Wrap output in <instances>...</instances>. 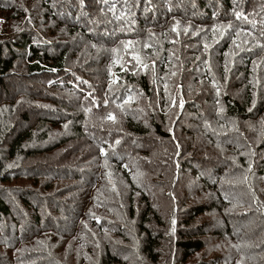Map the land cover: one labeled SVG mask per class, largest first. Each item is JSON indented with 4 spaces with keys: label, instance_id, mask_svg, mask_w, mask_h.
Listing matches in <instances>:
<instances>
[{
    "label": "trees",
    "instance_id": "16d2710c",
    "mask_svg": "<svg viewBox=\"0 0 264 264\" xmlns=\"http://www.w3.org/2000/svg\"><path fill=\"white\" fill-rule=\"evenodd\" d=\"M0 13V264H264V0Z\"/></svg>",
    "mask_w": 264,
    "mask_h": 264
},
{
    "label": "rangeland",
    "instance_id": "374dc122",
    "mask_svg": "<svg viewBox=\"0 0 264 264\" xmlns=\"http://www.w3.org/2000/svg\"><path fill=\"white\" fill-rule=\"evenodd\" d=\"M5 23H6L5 18L3 17L2 13H0V32L3 31V29H4V27H5ZM78 53H79V52H78ZM221 125H225V124H221ZM219 126H220V125H219ZM14 179H15V178H14ZM26 180H29V179H24V178L22 177V179H15V180H13V181H11V182H14V184H16V191H17V189L19 188V186H20L21 188H22V187H28V188H30V185L32 184V182H31V181H26ZM37 195H39V197L37 198L38 200H44V198L41 197V196H42V192H38ZM32 206H33V209L36 210L37 212H38V210H37V208H38L40 214H47V216L49 217V225H45L44 228H45L46 230H48V229H52L53 226L50 225V216L52 217V213L50 212V210H49V213L44 212L43 210H41V208H40L41 205L39 204V201H34V202L32 203ZM54 216H58V212H57V213H54ZM42 222H44V221H42ZM25 227H26V228H30L31 225H29V224H25ZM1 235H2V234L0 233V236H1ZM35 237H36V236H33L32 238H20V239L18 240V242H17L14 246L6 247V250H7L8 252L12 253L13 257H16V256H18V253H19V251L21 250V247L23 248L22 253L29 251V249H31V248L33 247V245L31 244V242H29L28 240H33ZM50 238L53 239V244L56 243V242L54 241L55 238L57 239V241H58L59 243H61V241H60L61 238L58 236V234H57V235L51 234ZM0 239H2V237H0ZM62 249L65 250L64 254L66 255V257H70V258H72V259H78L79 256H80V254H81L82 251H83V247H82V246H77V245H71V246L66 245L65 247H62ZM51 250H52V251H56V252L59 251V250H58L56 247H54V246L52 247ZM27 262H29V261L21 260V261H20V264L27 263ZM58 262H59L60 264H69L66 260H59ZM75 262H76V261H74L72 264H75Z\"/></svg>",
    "mask_w": 264,
    "mask_h": 264
},
{
    "label": "snow or ice",
    "instance_id": "6c2138e0",
    "mask_svg": "<svg viewBox=\"0 0 264 264\" xmlns=\"http://www.w3.org/2000/svg\"><path fill=\"white\" fill-rule=\"evenodd\" d=\"M110 119H114V117H110ZM173 223H175V221H173Z\"/></svg>",
    "mask_w": 264,
    "mask_h": 264
}]
</instances>
